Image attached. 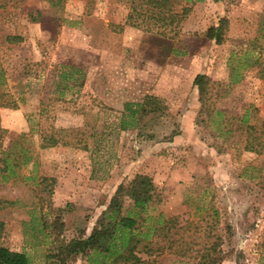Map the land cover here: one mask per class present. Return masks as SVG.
I'll return each mask as SVG.
<instances>
[{"label": "rangeland", "instance_id": "obj_1", "mask_svg": "<svg viewBox=\"0 0 264 264\" xmlns=\"http://www.w3.org/2000/svg\"><path fill=\"white\" fill-rule=\"evenodd\" d=\"M191 2L170 40L118 31L122 0H0V66L17 103L0 107L2 146L16 165V175L0 179V199L13 201L0 209L1 245L25 252L29 264H57L45 258L55 242L47 229L36 232L39 218L59 223L64 241L86 236L116 186L141 174L160 198L150 215L203 225L210 201L224 238L221 264H264V80L246 64L260 50L242 53L247 40L264 41V0ZM221 18L226 30L216 44L205 32ZM6 34L21 41L6 44ZM242 54L247 62L237 63ZM231 63L241 79L227 86ZM145 94L163 99L164 113L119 129L123 103ZM50 126L66 129V139L40 148ZM191 231L181 234L191 239ZM187 260L166 251L155 258ZM67 264L86 260L75 254Z\"/></svg>", "mask_w": 264, "mask_h": 264}, {"label": "trees", "instance_id": "obj_2", "mask_svg": "<svg viewBox=\"0 0 264 264\" xmlns=\"http://www.w3.org/2000/svg\"><path fill=\"white\" fill-rule=\"evenodd\" d=\"M125 6V14L122 23L118 25V31L123 26L141 29L163 38L174 40L180 33L181 24L191 10V0H122ZM30 20L36 17L30 16ZM115 26V25H114ZM226 30V19L218 20L217 25L209 26L205 36L213 39L216 44L223 43ZM21 41V36L16 34L4 35L3 42L16 44ZM242 53L248 54L258 48V53L247 62L246 54L237 57V63L244 58L243 63L255 67L258 79L264 80V64H262V52L264 41L258 42L256 38L247 40ZM250 51V52H249ZM236 65L229 66L227 86L237 83L241 79ZM201 75H196L195 84ZM204 91L199 90V101H203ZM17 103L10 97L6 90L3 68L0 66V107H16ZM118 127L121 130L140 128L142 120L146 116L161 115L166 110L164 100L152 94H145L141 100L124 102ZM240 126H244V132L253 133V125L247 124L246 118L241 117ZM67 131L64 128L50 126L47 133L39 138V147L47 148L65 141ZM5 129L0 127V179L16 175L14 163H9L10 151L2 146V137ZM81 133L75 131L74 136ZM73 136V137H74ZM248 151L255 150L245 147ZM257 151V150H255ZM22 179V177H19ZM160 198L153 185L141 174H134L127 183L116 186L109 199L107 207L100 212L93 227L86 236H79L62 240L59 237L60 229L56 222H48L42 217L40 227L36 232L43 233L48 239L53 235V247H47L45 258L55 261L57 264H67L75 254H82L86 264H161L155 261L164 251L181 258L188 259L184 264H221L223 252L221 245L223 235L218 228V212L208 201L204 209L206 219L204 224L199 222H184L180 224L178 215L164 217L161 212L156 215L148 213L152 203H159ZM124 202L127 206L124 207ZM13 204V201L1 200L0 209ZM203 220V217L200 218ZM192 225L191 235L183 236L181 231ZM55 228V229H54ZM4 223L0 220V237L4 235ZM51 240V241H52ZM264 251V246L261 248ZM262 258V256H261ZM0 264H29V258L25 252L10 250L0 244Z\"/></svg>", "mask_w": 264, "mask_h": 264}]
</instances>
